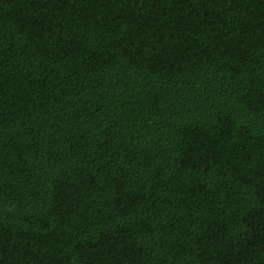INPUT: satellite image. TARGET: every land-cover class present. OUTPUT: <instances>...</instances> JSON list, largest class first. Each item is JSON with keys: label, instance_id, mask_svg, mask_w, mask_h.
<instances>
[{"label": "trees", "instance_id": "obj_1", "mask_svg": "<svg viewBox=\"0 0 264 264\" xmlns=\"http://www.w3.org/2000/svg\"><path fill=\"white\" fill-rule=\"evenodd\" d=\"M0 264H264V0H0Z\"/></svg>", "mask_w": 264, "mask_h": 264}]
</instances>
